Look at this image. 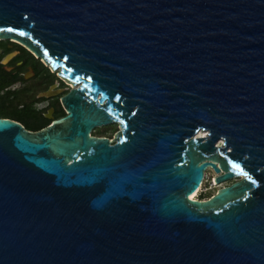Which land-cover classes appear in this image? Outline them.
Here are the masks:
<instances>
[{
	"label": "water",
	"instance_id": "water-1",
	"mask_svg": "<svg viewBox=\"0 0 264 264\" xmlns=\"http://www.w3.org/2000/svg\"><path fill=\"white\" fill-rule=\"evenodd\" d=\"M10 37L74 87L0 116V264H264V0H0Z\"/></svg>",
	"mask_w": 264,
	"mask_h": 264
},
{
	"label": "flooded vegetation",
	"instance_id": "flooded-vegetation-1",
	"mask_svg": "<svg viewBox=\"0 0 264 264\" xmlns=\"http://www.w3.org/2000/svg\"><path fill=\"white\" fill-rule=\"evenodd\" d=\"M8 55L9 58L5 59ZM74 85L20 40L0 38V114L28 130L48 127L68 111L63 97ZM119 123L96 126L91 134L113 141Z\"/></svg>",
	"mask_w": 264,
	"mask_h": 264
},
{
	"label": "rangeland",
	"instance_id": "rangeland-1",
	"mask_svg": "<svg viewBox=\"0 0 264 264\" xmlns=\"http://www.w3.org/2000/svg\"><path fill=\"white\" fill-rule=\"evenodd\" d=\"M202 133V132H199ZM208 173V177L207 180L202 183L201 188L199 189V192L197 194V198H206L208 195L216 192V190L223 186V185H228L230 183H232L233 181H235L237 178H233L228 180L227 182H224L222 185H218V184H212L214 182V176L216 175L213 169H208L207 170Z\"/></svg>",
	"mask_w": 264,
	"mask_h": 264
},
{
	"label": "bare ground",
	"instance_id": "bare-ground-1",
	"mask_svg": "<svg viewBox=\"0 0 264 264\" xmlns=\"http://www.w3.org/2000/svg\"><path fill=\"white\" fill-rule=\"evenodd\" d=\"M199 132H202V133H199ZM198 132V134H201V135H206L207 133H206V131H199ZM215 177H217V175H215L214 176V183L215 184H217L216 182H217V180H216V178ZM204 181V180H203ZM203 181H202V183H203ZM201 186H202V184L200 185V187L198 188V189H196L192 194H191V197L192 198H197V194H198V192H199V189L201 188Z\"/></svg>",
	"mask_w": 264,
	"mask_h": 264
},
{
	"label": "built area",
	"instance_id": "built-area-1",
	"mask_svg": "<svg viewBox=\"0 0 264 264\" xmlns=\"http://www.w3.org/2000/svg\"><path fill=\"white\" fill-rule=\"evenodd\" d=\"M207 177H208V173H207V171H206L203 183L207 180ZM213 178H214V177H213ZM212 184L214 185L215 183L213 182Z\"/></svg>",
	"mask_w": 264,
	"mask_h": 264
},
{
	"label": "trees",
	"instance_id": "trees-1",
	"mask_svg": "<svg viewBox=\"0 0 264 264\" xmlns=\"http://www.w3.org/2000/svg\"><path fill=\"white\" fill-rule=\"evenodd\" d=\"M0 114H6V112H1L0 111ZM213 194V193H212ZM212 194L208 195L207 197H210Z\"/></svg>",
	"mask_w": 264,
	"mask_h": 264
}]
</instances>
